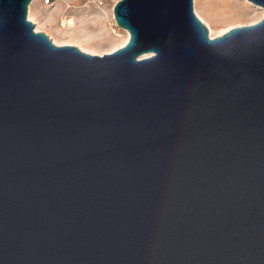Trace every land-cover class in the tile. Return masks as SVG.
<instances>
[{"label":"water","instance_id":"water-1","mask_svg":"<svg viewBox=\"0 0 264 264\" xmlns=\"http://www.w3.org/2000/svg\"><path fill=\"white\" fill-rule=\"evenodd\" d=\"M30 2L0 0V264H264V17L118 0L93 55Z\"/></svg>","mask_w":264,"mask_h":264},{"label":"rangeland","instance_id":"rangeland-1","mask_svg":"<svg viewBox=\"0 0 264 264\" xmlns=\"http://www.w3.org/2000/svg\"><path fill=\"white\" fill-rule=\"evenodd\" d=\"M117 1L31 0L27 19L30 12L36 22L44 24L40 31L49 38L51 35L61 40H84L93 55H103L119 49L127 36V31L118 27L114 20L113 7ZM193 11L204 18L206 23L201 22L207 27L209 37L210 28L216 37L231 28L255 24L264 17L259 18L263 12L258 6L244 0H193ZM68 18H73L74 27L63 33L58 30V25L63 29L62 23Z\"/></svg>","mask_w":264,"mask_h":264},{"label":"bare ground","instance_id":"bare-ground-1","mask_svg":"<svg viewBox=\"0 0 264 264\" xmlns=\"http://www.w3.org/2000/svg\"><path fill=\"white\" fill-rule=\"evenodd\" d=\"M247 4H252V5H255L253 4L251 1L249 0H244ZM255 6H258V5H255ZM263 14H261V16H259V18H261L262 16H264V9L260 6H258ZM197 17L199 18L200 21H202L203 23H206L204 18H202L198 13H196ZM28 19L29 21L33 22L34 26H35V31H40V26L41 25H44L43 23H39V22H36L34 20V18L31 16V13L29 12L28 14ZM64 19V18H63ZM46 23V22H45ZM64 25V28L62 29L60 25H58V30L65 33L68 29H72L74 27V20L73 18H68L66 20L63 21L62 23ZM210 30V37L213 38V33H212V30L211 28L209 29ZM225 33V31L223 32ZM128 32H127V36L124 40L121 41L120 45L118 48H121L123 47L127 42H128V39H129V36H128ZM222 35V32L220 33ZM49 35V34H48ZM50 36V39L52 40V42L55 44V45H74L76 47H78L81 51L83 52H86V53H89V54H94V52L88 48L87 46H85L84 44V40H79V39H75V38H69L68 40H61L59 38H55V37H52L51 35ZM86 40V39H85ZM87 42V41H86ZM114 51V50H113Z\"/></svg>","mask_w":264,"mask_h":264}]
</instances>
